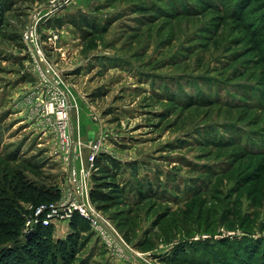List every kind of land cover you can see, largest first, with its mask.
Returning a JSON list of instances; mask_svg holds the SVG:
<instances>
[{"label":"rangeland","instance_id":"374dc122","mask_svg":"<svg viewBox=\"0 0 264 264\" xmlns=\"http://www.w3.org/2000/svg\"><path fill=\"white\" fill-rule=\"evenodd\" d=\"M50 1L0 10V187L67 175L37 52L67 94L70 155L114 162L118 191L97 194L91 169L90 198L119 248L84 224L72 264H264L263 0H64L29 29Z\"/></svg>","mask_w":264,"mask_h":264},{"label":"trees","instance_id":"16d2710c","mask_svg":"<svg viewBox=\"0 0 264 264\" xmlns=\"http://www.w3.org/2000/svg\"><path fill=\"white\" fill-rule=\"evenodd\" d=\"M3 5V0H0V10H3ZM80 19L81 22H86L83 15ZM75 21L76 19L72 20L74 24ZM262 30H264V23L258 32L261 33ZM260 153L263 154L264 151ZM94 164L97 169L102 168L107 172L103 175L104 180L94 190L98 192L97 194L108 192L105 194L111 196V192L118 191L112 174L113 160L105 155H98ZM12 173L10 177L5 175L2 181L3 187H0V264H72L77 252L79 227L88 223L78 214H74L67 222L71 233L65 239L54 240L52 223L44 226L41 219L44 215L40 214L33 228V234L26 238V234L23 235L22 232L27 213L23 203L33 204L29 216H34V208L55 200L59 195V189L30 182L20 172ZM181 253L182 251L175 252L177 255Z\"/></svg>","mask_w":264,"mask_h":264},{"label":"built area","instance_id":"2783aa9c","mask_svg":"<svg viewBox=\"0 0 264 264\" xmlns=\"http://www.w3.org/2000/svg\"><path fill=\"white\" fill-rule=\"evenodd\" d=\"M61 1L64 0H51L46 6L36 9L30 19L29 29H31L32 25L35 27V16L41 9L56 7ZM26 41L29 44L31 43L30 33L26 35ZM39 57L37 52H35V59L39 72L50 84L46 83L51 90V99L54 103L53 108H57L56 117L58 121L55 129L59 138V143L66 155L67 175L63 185L59 187L58 197L53 201L36 206L34 208V216H29V218L26 219V234L32 231L36 226L40 214L44 215L41 218L44 226L51 224L54 220L68 222L74 214H78L88 223L96 237H98L109 250L115 251V249L119 248L117 232L107 217L92 204L90 198V173L91 169H96L94 162L97 147H90V152L85 158H81L80 150H77L75 147L70 155V148L75 142L70 132L69 119L67 117V94L59 84L52 81L53 79L50 78L51 80H49L45 70L42 68L41 59Z\"/></svg>","mask_w":264,"mask_h":264},{"label":"water","instance_id":"95a60500","mask_svg":"<svg viewBox=\"0 0 264 264\" xmlns=\"http://www.w3.org/2000/svg\"><path fill=\"white\" fill-rule=\"evenodd\" d=\"M32 234H33V230H32V231H29V232L25 235V237H26V238H29Z\"/></svg>","mask_w":264,"mask_h":264}]
</instances>
